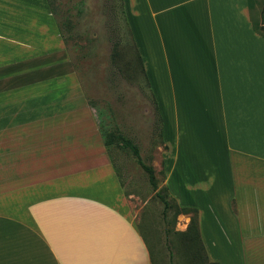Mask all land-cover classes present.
Returning <instances> with one entry per match:
<instances>
[{
  "label": "crops",
  "instance_id": "obj_1",
  "mask_svg": "<svg viewBox=\"0 0 264 264\" xmlns=\"http://www.w3.org/2000/svg\"><path fill=\"white\" fill-rule=\"evenodd\" d=\"M163 180L206 257L264 264V0H121ZM47 0H0V264H154Z\"/></svg>",
  "mask_w": 264,
  "mask_h": 264
},
{
  "label": "rangeland",
  "instance_id": "obj_2",
  "mask_svg": "<svg viewBox=\"0 0 264 264\" xmlns=\"http://www.w3.org/2000/svg\"><path fill=\"white\" fill-rule=\"evenodd\" d=\"M50 1L64 50L97 126L103 134L111 128L131 139L141 160L154 168L155 186L130 147H111V159L131 212L149 241L153 263L214 264L196 237L191 244L179 242L178 233L187 228L191 212L174 213L171 208L165 214L164 201L158 197L160 193L171 205L175 202L164 186L161 158L166 146L158 135L154 99L122 16L121 0Z\"/></svg>",
  "mask_w": 264,
  "mask_h": 264
},
{
  "label": "trees",
  "instance_id": "obj_3",
  "mask_svg": "<svg viewBox=\"0 0 264 264\" xmlns=\"http://www.w3.org/2000/svg\"><path fill=\"white\" fill-rule=\"evenodd\" d=\"M47 1H48V5H49V8H50V12L53 15V17L55 18L56 24H57L59 30H61V27L59 25V21L55 17L53 5H52V3H51L50 0H47ZM121 5H122V11H121V13H122V16L124 17V15H123L124 9H123V3H122V1H121ZM260 17H261V29L264 31V1H263V4H262ZM124 19L126 21L128 30L131 33V30L129 29V25L127 23V20H126L125 17H124ZM131 36H132V33H131ZM132 40H133V43H134V46H135L134 49H135V51H136V53H137V55L139 57L140 64H141V68H142L143 73H144V75H145V77L147 79L146 81H147L148 87H149V81H148L147 75L145 74V71H144V67H143L142 61H141L140 54L136 50V45H135V42H134L133 37H132ZM149 90L151 91L152 97L154 99L155 109H156V112H157V121H156L157 126L156 127L158 128V135L161 137V126H160V124L162 122V117L160 116V114L158 112L157 101H156V98H155V96L153 94V91L150 89V87H149ZM101 133H102V131H101ZM102 136H103V140H104V143H105V146L107 148V151H108V154H109V158H110V161H111L112 164H113V161L111 159V157H112V155H111V147L112 146L122 144L125 147H130V149L132 150L133 154L136 156L137 163H139L145 170H147L150 182L154 186L157 184V178H156V175H155V171H154L153 166L150 165V164H148V162L144 163L141 160V156H140V153H139V149H138L137 145L131 139L124 137L123 135H121L120 132L114 131L111 128L109 130H107L106 133H104V134L102 133ZM113 165L115 167V170L117 172V175L119 177V180H120V182L122 184V181H121L119 172L117 170V167L115 166V164H113ZM164 186H165V189H166V193L169 194L166 185H164ZM158 197L164 201V213L165 214H166V212H168V210H171V208L174 209V213H179V212H183V211L184 212H191L190 221H189V223L187 225V228L184 231H180L178 233V235H180L179 242L180 241L182 243L183 242H187V241L189 242L190 240H193L194 237H196L199 240L201 246L203 247L204 253L206 255V252H205V249H204V246H203L201 237L199 236V233H198L199 232V229H198V224H197V208H195V207H186L184 205L183 206H179L175 202H174L173 205H171L168 202V200L164 199L163 196H161L160 193H158ZM185 244H191V242L185 243ZM211 263L218 264L216 262H211Z\"/></svg>",
  "mask_w": 264,
  "mask_h": 264
}]
</instances>
